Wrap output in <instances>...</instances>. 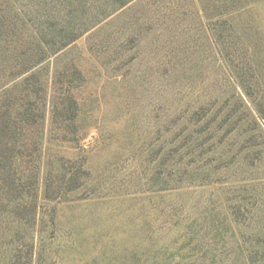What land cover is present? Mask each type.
<instances>
[{"label": "rangeland", "instance_id": "rangeland-1", "mask_svg": "<svg viewBox=\"0 0 264 264\" xmlns=\"http://www.w3.org/2000/svg\"><path fill=\"white\" fill-rule=\"evenodd\" d=\"M40 1L0 0V30L19 33L8 43L0 32V97L22 96L12 48L40 42L29 20ZM35 71L37 224L0 208V264H22L26 242L31 264H244L238 248L264 237V135L251 139L242 109L221 122L234 99L264 100V0H133ZM200 107L207 116L191 120ZM182 138L208 156L192 164L184 148L164 165ZM236 193L257 206L252 218L233 219Z\"/></svg>", "mask_w": 264, "mask_h": 264}, {"label": "trees", "instance_id": "trees-1", "mask_svg": "<svg viewBox=\"0 0 264 264\" xmlns=\"http://www.w3.org/2000/svg\"><path fill=\"white\" fill-rule=\"evenodd\" d=\"M131 1L133 0H42L39 2L37 10L33 9L31 11L35 13L29 19L41 27L40 42H20L18 46L12 48L16 51V55L14 53V56L12 55L13 66L16 69L15 74H22L20 76L21 80L19 79L20 82L16 84L21 88L22 96L13 95L7 90L3 91V97H0V208L1 210L10 209L24 224V229H28V231L33 230L37 224V186L40 170L36 163L39 149L38 141L32 136H27V133L29 128H35L34 131L37 132L39 130L38 119L43 117L42 112L37 110L39 107L36 106L35 101L29 99L30 94H41L43 90L37 72H33V70L38 65L46 62L50 58V54L59 53ZM0 32L8 43L19 41L16 37L19 33L16 34V27L12 23H5ZM7 48L9 47L7 46ZM72 75L74 79L81 76L77 69L73 70ZM248 90H250V87H248ZM71 101L68 100L66 102L67 107L63 108L66 111L65 114L62 115L63 109H57L60 118L64 117L68 120L67 118L71 117L69 115L72 110ZM18 102L19 104L14 106ZM232 102L233 106L228 115H225L221 124L225 123L227 118L230 117L229 115L234 114V112L236 114V111L242 109L241 112L244 111L243 117H239L238 121L247 122L246 131L250 132L252 130L251 133L254 134L249 133L251 139L258 138L261 134L264 135L262 126L259 125V119L264 120V100L256 99L255 109L250 104L245 103L243 99L240 100V98L234 99ZM12 108L17 109L11 111ZM206 111L204 107H200L193 111L190 119L198 121L203 116H207ZM251 113H254L252 119L247 120L246 118L251 117ZM214 122H216V117L211 120V126L208 127L212 128ZM258 126H260L262 133L259 132ZM202 132V129H194V132L191 131L189 134L201 135ZM190 140L182 138L177 145L172 144L174 146H171V142H169V145L165 147L163 164L170 165L173 163L174 155H177L184 148L187 149L186 154L193 155L192 164L206 158L209 152L206 153L204 142L197 140L188 143ZM254 144L256 145V143ZM177 162H182V159L180 158ZM177 162L173 164H177ZM25 164H28L29 167L25 168ZM206 166H208V162H204L198 168H206ZM224 167L227 166L220 165L214 167V170H223ZM79 168L77 170H81ZM171 174L170 171L169 175ZM204 176L208 177L209 173L204 174ZM154 178L156 179V177ZM44 189L47 193V199L53 200L57 191L47 184ZM246 198L249 197L241 196L239 193L227 198L231 201L228 210H230V214L236 221L252 218L255 212L258 211L256 205H254L255 210L246 206V203H244ZM15 236L21 239L25 235L17 232ZM23 247L25 248L21 255L24 259L22 264H31L29 242L23 243ZM225 248L227 249L225 251L229 254L234 251L232 247ZM20 250H17L16 259H20L18 258L20 257ZM238 252L240 256L233 257V260L237 258L244 264L264 262V237L251 240L249 244L238 248Z\"/></svg>", "mask_w": 264, "mask_h": 264}]
</instances>
